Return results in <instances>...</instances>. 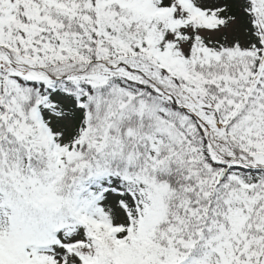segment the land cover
Instances as JSON below:
<instances>
[{
  "label": "snow or ice",
  "instance_id": "snow-or-ice-1",
  "mask_svg": "<svg viewBox=\"0 0 264 264\" xmlns=\"http://www.w3.org/2000/svg\"><path fill=\"white\" fill-rule=\"evenodd\" d=\"M0 264H264V0H0Z\"/></svg>",
  "mask_w": 264,
  "mask_h": 264
}]
</instances>
